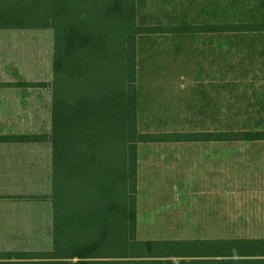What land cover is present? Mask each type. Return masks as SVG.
I'll return each instance as SVG.
<instances>
[{
	"label": "trees",
	"instance_id": "obj_1",
	"mask_svg": "<svg viewBox=\"0 0 264 264\" xmlns=\"http://www.w3.org/2000/svg\"><path fill=\"white\" fill-rule=\"evenodd\" d=\"M145 3L0 0V32L54 33L50 135L0 136V144L41 140L52 146L53 187L46 199L54 208L53 250L0 257L19 260L0 264H118L102 261L112 258L104 251L112 253L119 241L134 240L139 146L163 141L139 130L140 45L153 35L177 33L172 26L147 25ZM219 11L222 21L204 9L206 21L183 30L252 38L264 45V0H231ZM254 94L252 108L264 114V91ZM250 127L181 134L179 140L264 141V115Z\"/></svg>",
	"mask_w": 264,
	"mask_h": 264
},
{
	"label": "rangeland",
	"instance_id": "obj_2",
	"mask_svg": "<svg viewBox=\"0 0 264 264\" xmlns=\"http://www.w3.org/2000/svg\"><path fill=\"white\" fill-rule=\"evenodd\" d=\"M230 1L146 0L144 22L151 26H172L177 33L153 35L144 38L140 45L139 130L163 140L139 146L142 166L155 169L143 171L145 184L172 183L167 154L185 151L193 156V184H222L225 189L250 185L264 188V141L192 143L185 148L169 144L184 133L244 130L251 124L255 126L264 115L252 108L257 101L255 90L264 91L263 42L183 30L184 25L191 28L206 21L204 9L206 15L215 12L222 21L219 8ZM212 22H216L215 18ZM53 62V31L0 32V72H12L25 83L38 85L28 97L33 103L27 106L28 110L0 112V135L9 130L12 134L50 135L52 100L47 88L53 82ZM6 119L11 128L3 127ZM207 153L223 154L222 170L210 165L212 161L205 156ZM225 195L232 197L240 193L225 191Z\"/></svg>",
	"mask_w": 264,
	"mask_h": 264
},
{
	"label": "crops",
	"instance_id": "obj_3",
	"mask_svg": "<svg viewBox=\"0 0 264 264\" xmlns=\"http://www.w3.org/2000/svg\"><path fill=\"white\" fill-rule=\"evenodd\" d=\"M35 84L25 83L12 72H0V112L28 110L27 106L33 105L28 97L38 87ZM47 89L51 93L50 86ZM4 123V128H11L7 119ZM10 132L0 136L36 135ZM192 143L225 142L180 141L179 138L169 141L174 147L183 145L184 148ZM50 146L41 140L0 144V257L48 254L53 250L54 208L46 199L53 187ZM167 156L173 182L156 185L142 182L143 171L155 169H145L139 154L134 240L129 244L119 241L112 253L104 251L112 254V258L102 261L264 264V188L250 185L225 189L222 184H193L191 152L173 151ZM205 156L217 171L218 167L223 169V154L207 153ZM225 191L240 195L225 197ZM102 233H106L105 227ZM18 261L5 259L0 263Z\"/></svg>",
	"mask_w": 264,
	"mask_h": 264
}]
</instances>
